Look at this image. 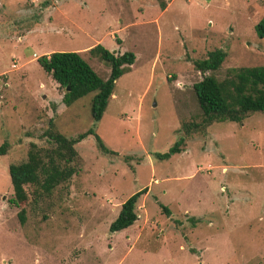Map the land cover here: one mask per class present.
I'll return each mask as SVG.
<instances>
[{
	"label": "rangeland",
	"instance_id": "374dc122",
	"mask_svg": "<svg viewBox=\"0 0 264 264\" xmlns=\"http://www.w3.org/2000/svg\"><path fill=\"white\" fill-rule=\"evenodd\" d=\"M165 1L160 10L154 0H0V264H264L261 113L212 122L183 137L178 153L152 155L197 112L191 60L222 49L217 76L264 64V37L253 30L264 0ZM95 43L134 59L93 124L90 94L65 106L35 58L49 48L79 51L104 78L107 65L86 52ZM92 124L115 154L99 152L90 135L76 142L67 186L49 207L26 206L19 224L7 165L24 160L30 142L48 147L46 129L68 137ZM140 188L136 219L108 233L120 203Z\"/></svg>",
	"mask_w": 264,
	"mask_h": 264
},
{
	"label": "trees",
	"instance_id": "16d2710c",
	"mask_svg": "<svg viewBox=\"0 0 264 264\" xmlns=\"http://www.w3.org/2000/svg\"><path fill=\"white\" fill-rule=\"evenodd\" d=\"M157 7L164 8L165 0H154ZM258 38L264 37V17L253 25ZM86 52L107 65L108 71L100 78L79 54V51H51L35 58L36 63L52 80L62 88L60 100L67 106L73 100L90 94L89 115L93 124L99 120L112 93L114 81L129 69L134 56L124 50L112 53L99 43L88 47ZM225 53L220 48L206 51L204 57L191 60L192 67L200 78L190 84L197 112L191 120L181 119L180 135L163 152L152 153L156 159H166L181 150L183 137L203 131L212 122L231 121L240 123L248 114L261 113L264 116V64L226 67L221 75H216ZM67 86V89H66ZM49 125L51 122H48ZM74 136H63L55 129L44 130L43 136L50 141L48 147H37L30 142L24 160L9 163L6 172L12 197L8 202L17 208L16 220L24 221L26 206H35L45 202L49 207L50 198L55 190L66 187L70 175L74 172L72 161L76 155L73 145L87 135L93 139L95 148L107 155L115 151L107 148L94 132V125ZM5 142L0 143V155L5 153ZM145 188L129 194L119 205L115 217L108 223V233L128 227L136 219L135 202ZM57 193V192H56ZM163 211L167 210L157 203ZM194 225L198 219H188Z\"/></svg>",
	"mask_w": 264,
	"mask_h": 264
},
{
	"label": "crops",
	"instance_id": "0c3cea01",
	"mask_svg": "<svg viewBox=\"0 0 264 264\" xmlns=\"http://www.w3.org/2000/svg\"><path fill=\"white\" fill-rule=\"evenodd\" d=\"M79 50V49H78ZM52 51V48L47 49L43 54H47Z\"/></svg>",
	"mask_w": 264,
	"mask_h": 264
},
{
	"label": "water",
	"instance_id": "95a60500",
	"mask_svg": "<svg viewBox=\"0 0 264 264\" xmlns=\"http://www.w3.org/2000/svg\"><path fill=\"white\" fill-rule=\"evenodd\" d=\"M112 52V51H111ZM66 89H67V86H66Z\"/></svg>",
	"mask_w": 264,
	"mask_h": 264
}]
</instances>
